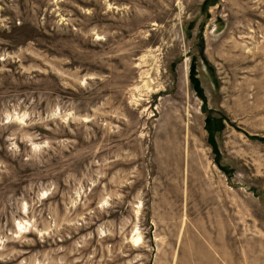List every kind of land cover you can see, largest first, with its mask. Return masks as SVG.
Returning a JSON list of instances; mask_svg holds the SVG:
<instances>
[{"label": "rangeland", "instance_id": "obj_1", "mask_svg": "<svg viewBox=\"0 0 264 264\" xmlns=\"http://www.w3.org/2000/svg\"><path fill=\"white\" fill-rule=\"evenodd\" d=\"M0 264H264V0H0Z\"/></svg>", "mask_w": 264, "mask_h": 264}, {"label": "bare ground", "instance_id": "obj_2", "mask_svg": "<svg viewBox=\"0 0 264 264\" xmlns=\"http://www.w3.org/2000/svg\"><path fill=\"white\" fill-rule=\"evenodd\" d=\"M177 125H178V124H177ZM179 131H180V129H179ZM173 133H174V132H173ZM173 133H172V134H173ZM180 133H181V132H180ZM178 136H179V135H178ZM178 139H179V138H178ZM178 139H177V140H178ZM178 145H179V144H178ZM181 146H182V145H181ZM177 147H178V146H177ZM180 155H181V154H180ZM175 156H177V155H175ZM181 157H182V155H181ZM177 158H178V157H177ZM178 159H179V158H178ZM182 159H183V157H182ZM179 160H180V159H179ZM179 160H178V161H179ZM180 161H181V160H180ZM181 165H182V164H181ZM182 169H183V168H182ZM176 170H177V169H176ZM174 171H175V170H174ZM178 171H179V170H178ZM178 171H177V172H178ZM179 172H180V171H179ZM179 172H178V173H179ZM180 185H181V184H180ZM174 190H175V189H174ZM133 237H134V236H133ZM133 239H134V238H133ZM137 240H138V237L135 238V239L132 240V241H134V242H133L134 244H138V241H137ZM130 241H131V238H130ZM135 246H136V245H135Z\"/></svg>", "mask_w": 264, "mask_h": 264}, {"label": "trees", "instance_id": "obj_3", "mask_svg": "<svg viewBox=\"0 0 264 264\" xmlns=\"http://www.w3.org/2000/svg\"><path fill=\"white\" fill-rule=\"evenodd\" d=\"M204 4H206V2H204ZM193 81H195V79H193Z\"/></svg>", "mask_w": 264, "mask_h": 264}]
</instances>
